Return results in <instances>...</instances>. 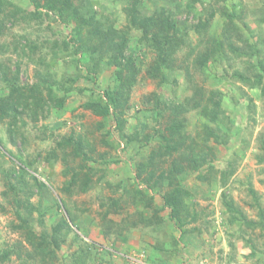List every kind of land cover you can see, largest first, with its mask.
<instances>
[{"label": "rangeland", "instance_id": "obj_1", "mask_svg": "<svg viewBox=\"0 0 264 264\" xmlns=\"http://www.w3.org/2000/svg\"><path fill=\"white\" fill-rule=\"evenodd\" d=\"M8 1L20 9L4 4L2 15L8 11L18 22L6 23L0 45L8 52L2 51L0 60L12 73L20 66L22 85L37 83L46 77V71L63 82L64 76L74 71V57L68 55L72 49L60 50L73 25L60 23L52 14L38 23L31 17L34 8L30 1ZM136 1L140 2L143 15L154 14L155 4L164 6L161 0H93L95 19L111 30L108 37L116 33L127 38L125 55L133 57L134 68L139 70L121 116L123 130L116 128L113 108L110 117L103 119L86 107L88 102L103 103L105 89L119 83L116 69L105 65V72L93 79L84 76L66 94L53 87L52 97L66 98L64 107L59 110L49 100L38 117L25 113L13 138L8 120L1 123L2 148L7 155L1 162L6 168L13 166L10 153L27 162L36 159L37 176L60 201L56 214L46 217V227L33 225L38 233L51 232L59 213L67 218L69 210L76 217V224L69 223L83 240L70 234L58 251L56 264H74L75 259H79V264H264V229H251L244 223V219L258 221L264 210V162H258V155L264 154V93L262 87L252 88L235 78L237 71L252 75L251 65L264 74V45L259 57L237 58L231 54L229 62H214L203 49L206 39L202 41L200 34L204 30L197 33L190 29L186 43L178 51L166 52L163 32L156 34L159 37L154 41L153 32L145 33L129 21L128 14ZM188 1H182L187 7L181 11L180 21L199 24L210 18L211 6L217 12L210 20L209 33L205 31L207 36L221 33L219 13L224 5L237 14L242 6L247 10L255 7V0H199L187 5ZM243 16H247L244 20L249 26L244 29L246 33L264 32V21L256 23L259 12L245 11ZM55 49L58 57L54 58ZM192 50L198 56L205 53L208 68L193 67ZM157 59L162 78L156 79L148 70L153 69ZM159 79L164 83L160 84ZM70 84L67 82L66 86ZM151 93L173 102L181 100L185 107L178 119L165 109L147 113L152 107L146 106V97ZM43 94L50 99L48 90ZM171 118L177 119L180 131L167 140L162 136H168L174 127ZM72 135L85 141L84 160L62 157L57 142ZM135 135L127 146L122 138ZM54 150L58 159L53 154L48 156ZM66 167L80 172L78 185L85 174L91 177L86 192H80L78 186L72 195L66 193ZM172 168L176 171L172 172ZM152 174L154 180L147 185L145 180ZM177 189L182 191L181 197L187 193L184 216L188 212L190 218H196L193 223L187 218L186 233L178 229L171 207L163 200V195ZM3 191L0 174V205L7 210L4 213L0 209V249L4 251L23 240L12 228L16 219L2 198ZM39 200L44 206L51 205L44 195L32 199ZM226 202L242 214L229 211ZM11 263L18 264L15 256ZM29 264L35 263L32 260Z\"/></svg>", "mask_w": 264, "mask_h": 264}, {"label": "trees", "instance_id": "obj_2", "mask_svg": "<svg viewBox=\"0 0 264 264\" xmlns=\"http://www.w3.org/2000/svg\"><path fill=\"white\" fill-rule=\"evenodd\" d=\"M28 1H30L34 8L31 17L38 23L42 22L45 17L50 18L52 14L53 18L55 17L60 23L67 26L73 25L71 35H69L68 39L64 40L60 50L66 52L68 49H72V52L68 53V55L74 57L71 62L72 66H74V71L68 76H64L63 82L58 81L51 71H46V77H41L37 83L22 85L20 66H17L16 70L12 73L8 65L0 60V124L8 120L9 132L11 138H13L16 132L15 127L18 125L19 121H23V115L25 113H30L38 117V114L44 111L49 100L51 104L59 110L64 107L66 98L62 97L61 99H55V95L52 97L54 91L53 87H56L59 92L66 94L69 92L70 87H74L80 79H84L85 77L93 79L94 76H98L100 73L105 72L108 68L105 67V65H108L116 69V76L118 77L119 83L114 86L110 85L105 89V100H101L104 101L103 103L88 102L86 103V107L103 119L110 117L113 108L118 123L116 128L122 131L123 121L121 116L123 112H125L128 98L130 97V90L135 83L139 71L137 68H134L133 57L131 55H125L128 48L127 38H121V36L116 35V33H112L109 37L107 36L108 32L111 30H106L105 25L101 21L95 19V4L93 0ZM161 1L164 2V6L155 4V13L151 15H143L144 11L140 7V2L136 1L134 8L131 9L128 16L133 27H141L145 33L153 32L152 35L154 36H152V38H154V41H157L159 37L156 34H161V32H163L166 37V41L163 45L166 52L178 51L181 48L180 46L186 43L187 33H189L190 29H195L197 33H201L204 30V34H200L203 36L202 41L206 39L203 49L207 51L208 59L214 60V62H219L220 60L229 62L231 54L237 58H243L259 57L263 52L260 47L264 45V39L262 38L264 32H259L258 35L256 31L250 30L251 32L246 33L244 29H247L249 26L245 21L247 16L244 18L243 13L245 11L251 14L259 12L260 17L256 23L260 25L261 22L264 21V0H255L253 5L255 7L253 10L244 9V6H242L239 14L233 11V9L229 11L224 5L219 13L222 22L221 33L219 35L208 36L210 20H213L212 18H214L217 13L214 12L212 6L209 14L210 18L207 19L206 22L200 20L199 24L191 25L189 20H179L181 11L183 7L186 6L182 2L183 0ZM197 1L199 0H190L187 5H192L193 2L196 3ZM220 1L224 2V0ZM4 4L8 7L20 9L16 6H12L14 4L8 0H0V36L6 29V23L11 21L12 25H16L18 22L17 19L16 22L15 17L10 15L8 11H6V14L2 15L5 10ZM239 22L243 23L244 27H241ZM206 29L208 33H205ZM27 47H30L29 43ZM2 51H4V53L8 52L6 47L4 48L3 45H0V53ZM52 57H58L56 49ZM84 59H86L85 62H83ZM192 64L194 68H208L205 53L203 56L195 54V60H193ZM46 66L48 67V65ZM251 68L253 70L252 75L237 71L235 78L252 88L262 87L264 93V74H260L255 65H251ZM187 70H189V67ZM154 71H156V73H154ZM148 74L156 79L162 78L158 59L155 61L153 69L151 68V70H148ZM159 80L160 84L164 83L161 79ZM67 82L71 84L66 86ZM44 90H48L50 99L45 98L43 94ZM164 98L165 97L160 94H149L146 97L145 104L148 108H152L149 109L147 113L153 114L154 111L159 112V110L165 109V111H170V114L176 116L178 119V114L185 107V104L181 102V100L175 99L173 102V100H165ZM177 119L171 118L174 123L172 126L174 127L170 129V134H168V136L163 135L162 138L164 137V139H167L166 137H168L170 139L171 134L175 132L177 134L179 133L180 127L177 124ZM103 125L104 124H102L101 127H103ZM137 134L138 133H136V135ZM136 135L128 137L127 139H122L126 145L129 146L133 143ZM57 145L62 149L61 152L64 160H66L68 156L82 158V160L87 157V154L84 152L87 146L80 136L72 135L64 137L63 140L57 142ZM2 147H4V141L0 136V174L4 184L2 198L5 204L10 206L16 219V223L12 225V228L19 232L23 241L4 251L0 249V264H13L11 260L14 256L18 260V264H29L32 260L35 264H56V262L59 261L58 251L61 246L66 243V239L70 234L73 233L77 240H83L80 235L75 233L77 231L74 229V226H71L69 223L73 222L76 224V217L69 210L67 211V218L59 213L57 214L59 218L54 222L51 232L38 233L33 225L46 227V217L55 213L57 210L56 208L61 207L60 201L51 195L48 185L37 176L38 170L36 164L38 162L36 159L27 162L20 158H16L14 154L10 153L14 160L13 166L6 168L5 163L1 162V159L7 156L6 153L3 152ZM190 149L192 150L191 147ZM168 151H171L169 145ZM56 153L57 151L54 150L49 153L48 156L53 154L56 159H58L59 155ZM204 162L207 161L204 160L203 163ZM258 162H264V154L258 155ZM50 165L53 166L54 162H50ZM71 171L69 167H66L63 172L65 176H69V180L66 181L64 188L66 193L72 195L75 188L78 186L80 187V192H86L90 187L91 177L85 174L82 182L78 185V176L80 172ZM171 171L175 172L176 169L172 168ZM139 174H137V177L140 176ZM232 174L233 169L230 172V175ZM154 177L155 176L152 174L149 179L145 180V183L150 185ZM159 180L163 181L164 177L160 176ZM160 181L156 180L155 184L159 185ZM181 194L182 191L177 189L175 193H166L163 195V200L165 204L171 207V214L175 219L178 229H183L186 233L185 226L187 218L189 223L195 222L196 218L194 216L190 218L188 212L186 216H184V199L187 193L185 196L182 195V197ZM38 195L40 197L44 195L47 200L51 201V205L44 206L43 202L40 200L38 202H33L32 199ZM225 205L229 211L235 210L238 213L241 212L233 208V206H229L227 202ZM0 209L4 213L7 212L2 205H0ZM244 223L251 229H255L256 227L264 229V210L260 211V219L258 221L248 222L244 219ZM77 230L79 231L80 229L77 228ZM73 263L79 264V259H75Z\"/></svg>", "mask_w": 264, "mask_h": 264}, {"label": "built area", "instance_id": "obj_3", "mask_svg": "<svg viewBox=\"0 0 264 264\" xmlns=\"http://www.w3.org/2000/svg\"><path fill=\"white\" fill-rule=\"evenodd\" d=\"M141 264H143V263H141Z\"/></svg>", "mask_w": 264, "mask_h": 264}]
</instances>
